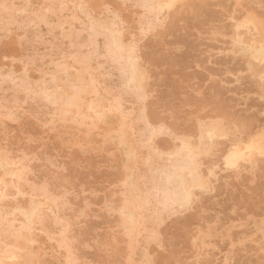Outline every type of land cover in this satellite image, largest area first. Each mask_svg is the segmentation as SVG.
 Segmentation results:
<instances>
[{"label": "rangeland", "instance_id": "rangeland-1", "mask_svg": "<svg viewBox=\"0 0 264 264\" xmlns=\"http://www.w3.org/2000/svg\"><path fill=\"white\" fill-rule=\"evenodd\" d=\"M263 52L264 0H0V264H264Z\"/></svg>", "mask_w": 264, "mask_h": 264}, {"label": "bare ground", "instance_id": "bare-ground-1", "mask_svg": "<svg viewBox=\"0 0 264 264\" xmlns=\"http://www.w3.org/2000/svg\"><path fill=\"white\" fill-rule=\"evenodd\" d=\"M255 46H256V45H255ZM260 47H261V46H260ZM260 53H261V52H260ZM263 53H264V52H263ZM263 55H264V54H263ZM258 57H259V56H258ZM257 63H258V62H257ZM211 133H212V132H211ZM211 133H209V136L211 135ZM259 135H260V134H259ZM259 135H258V136H259ZM210 138H211V137H210ZM260 141H261V140H260ZM263 142H264V141H263ZM263 144H264V143H263ZM185 145H186V144H185ZM187 145H188V144H187ZM187 145H186V147H187ZM248 145H249V144H248ZM186 147H185V148H186ZM240 147H241V146H240ZM243 147H244V146H243ZM187 148H188V147H187ZM189 149H190V148H189ZM192 150H193V149H192ZM188 151H189V150H188ZM190 151H191V150H190ZM190 151H189V152H190ZM195 151H196V150H195ZM244 151H245V150H244ZM197 152H198V151H197ZM249 152H250V151H249ZM249 152H248V153H249ZM250 153H251V152H250ZM254 153H255V152H254ZM254 153H253V154H254ZM254 155H255V154H254ZM253 157H254V156H253ZM250 158H252V156H251ZM233 161H234V160H233ZM250 161H251V160H250ZM230 162H231V161H230ZM237 163H239V162H237ZM238 165H239V164H238ZM226 167H227V166H226ZM181 171H182V170H181ZM197 187H198V186H197ZM40 209H41V208H40ZM11 256H13V255H11ZM21 256H22V255H21ZM21 256H20V257H21ZM4 258H5V257H4ZM11 258H12V257H11ZM22 258H23V257H22ZM7 259H9V258H7ZM2 260H3V259H2ZM12 260H13V258H12ZM6 262H7V261H6Z\"/></svg>", "mask_w": 264, "mask_h": 264}]
</instances>
